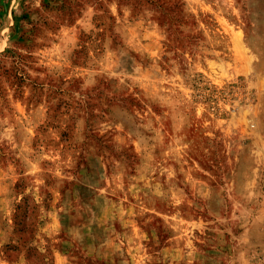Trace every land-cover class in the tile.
Returning a JSON list of instances; mask_svg holds the SVG:
<instances>
[{"label":"rangeland","instance_id":"obj_1","mask_svg":"<svg viewBox=\"0 0 264 264\" xmlns=\"http://www.w3.org/2000/svg\"><path fill=\"white\" fill-rule=\"evenodd\" d=\"M0 264H264V0H0Z\"/></svg>","mask_w":264,"mask_h":264}]
</instances>
